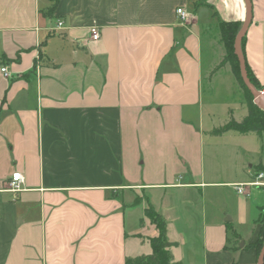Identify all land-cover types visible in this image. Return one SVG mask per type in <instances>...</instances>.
Here are the masks:
<instances>
[{
    "label": "crops",
    "instance_id": "1",
    "mask_svg": "<svg viewBox=\"0 0 264 264\" xmlns=\"http://www.w3.org/2000/svg\"><path fill=\"white\" fill-rule=\"evenodd\" d=\"M250 1L244 56L264 91V0ZM246 15L244 0H0V264L149 255L158 231L148 204L176 244L173 262L258 264L250 245L264 235V187L234 186L264 172V134H242L258 138L256 149L251 137L222 150L224 164L239 159L234 169L215 176L201 167L204 135L236 132L205 125L204 115L216 116L204 112L205 92L234 77L220 66L219 22L243 24ZM16 172L24 185L14 194ZM220 188L238 194L232 217L211 218L203 203Z\"/></svg>",
    "mask_w": 264,
    "mask_h": 264
},
{
    "label": "rangeland",
    "instance_id": "2",
    "mask_svg": "<svg viewBox=\"0 0 264 264\" xmlns=\"http://www.w3.org/2000/svg\"><path fill=\"white\" fill-rule=\"evenodd\" d=\"M230 64H225L222 67H226ZM235 77L230 74L229 76L223 77L221 80L222 88L221 92L217 91L213 92H205L204 95V112L215 110V117L205 116V125L206 129H214L220 127L222 124H226L231 121V110H233L234 117L238 121H242L244 118V114L246 112V116L248 111L246 110V98L250 96V94L245 89L244 85H241ZM244 105H243V104ZM243 105V108H242ZM208 126V127H207ZM251 137H256L253 134L249 136L247 139H251ZM242 134L238 132H231L223 137H218L211 135L210 133L204 135V148H203V162L201 164L202 169L206 170L209 173H214L215 176H218L221 173V170L226 166L229 169H234V162H240L239 159H233L231 162H227L224 164V154L222 150H230L236 148L239 144L247 141ZM247 143H252L253 148L256 149V145L258 148L259 140L256 137L255 142L248 141ZM237 193L232 188H220V189H207L205 199L203 203L206 206L208 211V215L211 218L221 216L223 212H227V210H232L230 207H233L238 204ZM180 195H174L172 198L174 200L179 199ZM202 199V198H201ZM191 201L194 204H198L200 202L199 196H194L191 198ZM202 203V202H200ZM224 217H232L230 212L226 213ZM223 217V218H224ZM251 225V224H250ZM248 228L250 226L242 227V232L244 234H248ZM142 232L147 231V227H141ZM146 234V233H145ZM146 247V245L144 246Z\"/></svg>",
    "mask_w": 264,
    "mask_h": 264
},
{
    "label": "trees",
    "instance_id": "3",
    "mask_svg": "<svg viewBox=\"0 0 264 264\" xmlns=\"http://www.w3.org/2000/svg\"><path fill=\"white\" fill-rule=\"evenodd\" d=\"M53 8L54 6L48 9V12L52 11ZM44 14H47V12ZM241 27L242 24L240 22H225V21L219 22L221 40L226 49V56L220 66H223L225 64H230L235 79L241 85H244L245 89L250 94V96L246 98L248 114L241 122H237L236 120L231 119V121H229L225 126L214 130L215 135H220L228 131H236L241 134H248L250 132H256L259 135L264 134V110L259 108L254 103L253 95L251 94V92L248 90V88L243 82L239 62L235 55L234 43L236 36L240 31ZM244 47H245V37L243 38L241 44L243 54H244ZM246 69L251 83L256 87L257 90L263 91V87L258 83L256 77L252 73L247 63H246ZM260 170L264 171V166H261ZM138 202L139 199L136 201V203ZM145 216L156 226L158 231V236L150 239L152 253L149 255L138 256L136 258H128L125 264H182L180 262L172 261V256L169 250L172 246L176 244L169 242L167 239V224L165 219L161 216V214L156 212L155 209L150 204H148L145 210ZM231 231H232L231 233L232 238L237 242L238 239H240V237L233 230ZM263 244H264V235L262 238H260L258 241H256L250 246L255 248L258 254H260Z\"/></svg>",
    "mask_w": 264,
    "mask_h": 264
},
{
    "label": "water",
    "instance_id": "4",
    "mask_svg": "<svg viewBox=\"0 0 264 264\" xmlns=\"http://www.w3.org/2000/svg\"><path fill=\"white\" fill-rule=\"evenodd\" d=\"M246 3V9H247V15H246V20L242 24V27L240 31L238 32L235 43H234V49H235V55L238 59L240 70H241V76L243 79L244 84L248 88V90L251 92V94L254 97V103L264 110V91H259L256 89V87L251 83L249 77H248V72L246 69V60L244 57V54L242 52L241 44L242 40L245 37L248 28L251 24L252 21V5L250 0H244ZM231 219H229L230 221ZM239 247H244V243L241 242L239 244ZM258 264H264V244L263 247L260 251L259 258H258Z\"/></svg>",
    "mask_w": 264,
    "mask_h": 264
},
{
    "label": "built area",
    "instance_id": "5",
    "mask_svg": "<svg viewBox=\"0 0 264 264\" xmlns=\"http://www.w3.org/2000/svg\"><path fill=\"white\" fill-rule=\"evenodd\" d=\"M177 14L179 15L182 22H187L189 20V16L184 9H181V8L177 9ZM61 25L62 23L60 22L59 26ZM90 36H91L92 41L94 42L98 41L101 37L99 27L97 26L91 27ZM1 73L3 74L5 78L10 77V73L7 67H2ZM23 185H24V177L22 173L16 172V173H13L11 176V179L8 184V190L14 194L20 193L21 191H23ZM234 187L239 194H245L247 187H257V188L264 187V172H259L256 175L255 179L251 181L250 183L235 185Z\"/></svg>",
    "mask_w": 264,
    "mask_h": 264
}]
</instances>
